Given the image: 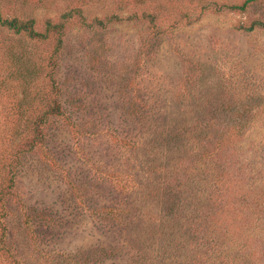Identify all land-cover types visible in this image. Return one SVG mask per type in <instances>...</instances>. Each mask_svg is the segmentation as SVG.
<instances>
[{"label":"rangeland","instance_id":"rangeland-1","mask_svg":"<svg viewBox=\"0 0 264 264\" xmlns=\"http://www.w3.org/2000/svg\"><path fill=\"white\" fill-rule=\"evenodd\" d=\"M246 1L0 0L44 34L0 22V264H264V0Z\"/></svg>","mask_w":264,"mask_h":264},{"label":"trees","instance_id":"trees-1","mask_svg":"<svg viewBox=\"0 0 264 264\" xmlns=\"http://www.w3.org/2000/svg\"><path fill=\"white\" fill-rule=\"evenodd\" d=\"M249 1H251V0H247L243 5H241V7L242 6H246L245 4H247ZM0 22L2 24H4V25L8 26L11 29H14L17 33H26L30 38H34V37H37L39 35L41 37L44 36L43 33L39 32V31H37L35 29L33 20L24 21V20H20L19 18H15V17L14 18H8V17L3 18V17L0 16ZM49 25L53 26L52 23H49ZM56 26L58 27V25H56ZM13 60L15 61V59H13ZM17 64H18V62H17ZM17 74H18L17 77H20L24 81L31 80L33 78L32 75H34L31 72H27L26 73V72H23V71H18ZM51 78H52V83L54 84V86H56L55 88L57 89V81H56L55 77L52 76ZM50 113H57V114H63L64 113L62 108H61V104H60V102L58 100V96L56 98H54L52 101L49 102L47 110L44 112V114L38 120H36L35 127H34V132H35L34 139H33V141H30V143L32 144L31 146H35V144H36L35 142H38L39 140L40 141L43 140L44 132L42 130V125L44 124V122H46L47 117L50 116ZM216 125H218V124H216ZM227 127L224 126V128H227ZM216 129L218 131V135L214 136V139H217V142L220 143V144H222V143H224L226 141H230V139L233 138L236 135V133L234 132L235 129H233V131L232 130L229 131L230 133L225 132V130L221 131V126L220 125H218V127H216ZM212 139H213V137L208 135L206 140L213 141ZM177 146L178 147L181 146L179 140H178ZM208 146H211V144L208 143ZM208 146L205 145V147H208ZM207 153H208V151H207ZM174 172L176 174H179L178 169H175ZM175 180L181 182L183 180V178L182 179H175ZM11 182H12L11 183V187H12L14 185L13 178H11ZM173 200H174L173 202L179 200V195L177 194ZM214 215L215 214H212L211 212L206 213V216H205V218L203 219L202 222H206L208 224L207 218L214 217ZM201 226L196 228V229H198L197 230L198 232L202 233L201 231L204 232V230H206L208 228L207 232H206L207 235L208 234H212V231H210L212 229L209 230V228H210L209 225H207V226L206 225H201ZM3 228L7 229L6 225L3 226ZM4 235H5V231H4ZM205 236H204V239H205ZM214 238L215 239H212V238L210 239V241L213 240V242H214V244L211 245L213 247H211L209 245L210 247H208V249L212 250V252H214V251H216V249L221 248L218 251L222 254V256H224L223 255V249H222V247L220 246V244L218 242V237L216 236ZM207 239L209 240V238H207ZM5 250L9 251L10 248L5 249ZM228 261H231V259H229Z\"/></svg>","mask_w":264,"mask_h":264}]
</instances>
